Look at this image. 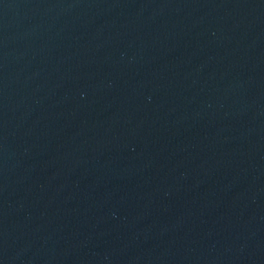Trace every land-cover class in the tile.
<instances>
[{
    "label": "water",
    "instance_id": "1",
    "mask_svg": "<svg viewBox=\"0 0 264 264\" xmlns=\"http://www.w3.org/2000/svg\"><path fill=\"white\" fill-rule=\"evenodd\" d=\"M0 264H264V0H0Z\"/></svg>",
    "mask_w": 264,
    "mask_h": 264
}]
</instances>
